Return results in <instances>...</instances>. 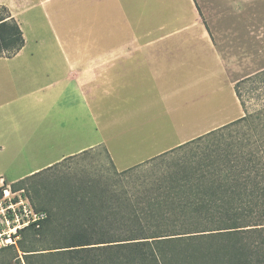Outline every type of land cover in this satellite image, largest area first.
Listing matches in <instances>:
<instances>
[{
  "label": "crops",
  "instance_id": "crops-1",
  "mask_svg": "<svg viewBox=\"0 0 264 264\" xmlns=\"http://www.w3.org/2000/svg\"><path fill=\"white\" fill-rule=\"evenodd\" d=\"M0 6L24 37L0 56V182L98 146L122 170L233 120L193 118L200 83L229 76L195 0Z\"/></svg>",
  "mask_w": 264,
  "mask_h": 264
},
{
  "label": "trees",
  "instance_id": "trees-1",
  "mask_svg": "<svg viewBox=\"0 0 264 264\" xmlns=\"http://www.w3.org/2000/svg\"><path fill=\"white\" fill-rule=\"evenodd\" d=\"M23 45L0 6V56ZM248 83L264 86V68L233 85L243 115L170 149L171 160L165 151L118 170L98 146L113 165L107 176L53 178L90 148L11 183L47 218L0 249V264H264V104L245 111ZM49 174L50 199L44 191L37 205L28 189L42 195L38 178Z\"/></svg>",
  "mask_w": 264,
  "mask_h": 264
},
{
  "label": "rangeland",
  "instance_id": "rangeland-1",
  "mask_svg": "<svg viewBox=\"0 0 264 264\" xmlns=\"http://www.w3.org/2000/svg\"><path fill=\"white\" fill-rule=\"evenodd\" d=\"M195 1L201 20L207 26L229 74L212 81L208 90L202 89L200 83L198 113L193 115V118L200 121V129L211 123L217 124L221 120L235 119L244 113L235 96L233 83L264 68V0ZM37 10L33 9L31 12ZM34 18L36 17H32V20ZM40 20L37 16V21ZM241 90L247 113L263 106L264 86L254 88L253 84L248 83ZM170 149L166 150L167 153L163 156L168 160L177 157L178 153L177 150L169 151ZM60 166H64L63 170L53 177H57V184H63L64 178L69 176L97 178L100 175L107 176L113 170V165L102 147H96L76 159L63 162ZM47 176L38 178L41 181L45 179L48 186L46 190L41 189L42 195L34 193L31 186L28 189L37 205L46 204L47 196L50 199V186L53 187L54 184H50L53 179L50 174ZM10 179L7 178L8 181ZM29 183L27 182V187Z\"/></svg>",
  "mask_w": 264,
  "mask_h": 264
},
{
  "label": "built area",
  "instance_id": "built-area-1",
  "mask_svg": "<svg viewBox=\"0 0 264 264\" xmlns=\"http://www.w3.org/2000/svg\"><path fill=\"white\" fill-rule=\"evenodd\" d=\"M47 218L45 210L37 209L24 188L13 189L10 183H0V249L17 247L20 231L38 228Z\"/></svg>",
  "mask_w": 264,
  "mask_h": 264
}]
</instances>
